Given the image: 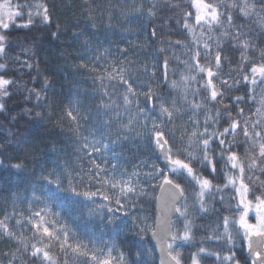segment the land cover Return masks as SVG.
<instances>
[{
    "label": "snow or ice",
    "instance_id": "obj_1",
    "mask_svg": "<svg viewBox=\"0 0 264 264\" xmlns=\"http://www.w3.org/2000/svg\"><path fill=\"white\" fill-rule=\"evenodd\" d=\"M163 9L175 13L184 34L183 39H169L167 47L158 50L164 54L166 88L157 90L151 79L137 83L127 68L115 62L110 70L101 69L94 79L104 89L99 105L102 111L97 116L109 117L101 121L102 127L97 132L103 137L104 129L111 130L115 118L121 130L136 131L137 136L145 139L164 166L141 162L129 172L121 168L116 153L118 142L127 140V135L121 136L118 131L117 139L111 144L95 139L91 133V141L84 136L78 152L83 153L81 159L89 161L86 169L68 172L57 167L42 172L39 183L33 182L32 192L26 197L28 214L13 211L0 219V238L16 243L14 252L3 254L11 257L8 264H15L17 259L22 264H129L125 252L114 241L103 239L102 230L100 236L89 234L84 240L67 223H62L64 217L54 210L62 200L54 195L53 189L75 198L74 203L87 202L82 206L89 207L90 215L99 216L101 224L105 219L107 224H114L118 219L115 213L119 212L125 218L121 224L126 225L132 210L149 197V187L153 189L152 199L158 205V214L149 223L150 216L133 213L130 230L141 241L151 233L160 246V264H185L182 249L195 241L194 216L213 211L211 205L217 197L222 205L227 203L229 210L235 207L239 215L230 212L220 216L222 209L215 210L219 222L205 239L218 244L224 242L228 248L199 246L191 253L190 264H205L208 257H215L219 264H264V48L259 49L258 56L254 55L256 38L245 23L253 21L264 31V0H180L178 3L148 0L146 9L141 0L140 5H134L136 13L146 12L149 19ZM238 20L244 22L237 23ZM51 22L47 0H0V57L6 56L10 47L6 31L10 27L30 28L37 23L50 26ZM157 31L154 26V38ZM51 35L55 38L58 34ZM225 42L230 43L232 51H239L235 63L227 54ZM177 49L182 51L177 54ZM169 51L171 58L183 65L180 78L171 79L170 84L171 58L166 54ZM105 55L106 52H101L97 59ZM14 59L21 68L33 67L28 59L23 62L20 56ZM225 64L229 65L228 72L224 71ZM5 68L6 64L0 63V69ZM15 83L0 72V98L9 97ZM31 93L37 101L42 99L39 91L31 89ZM140 96H144L146 105H151L156 115L149 116L140 106ZM4 109L5 104L0 103V111ZM66 115L77 133L83 128L81 119H90L71 110ZM125 115L127 123H123ZM240 148L244 149L242 154ZM108 153L111 163L105 155ZM94 155L103 158V163ZM0 167L21 170L23 164L6 165L0 158ZM221 175L223 183L219 182ZM92 204L95 208L90 207ZM250 212L255 215L254 223L250 222ZM13 219L15 224H11ZM26 232H31L30 238ZM238 239L243 241L241 247L247 248L243 260L233 251ZM150 255L151 251L141 245L136 264H147L145 257Z\"/></svg>",
    "mask_w": 264,
    "mask_h": 264
},
{
    "label": "trees",
    "instance_id": "obj_2",
    "mask_svg": "<svg viewBox=\"0 0 264 264\" xmlns=\"http://www.w3.org/2000/svg\"><path fill=\"white\" fill-rule=\"evenodd\" d=\"M135 1L141 3V0ZM173 2L178 3L180 0ZM47 4L52 19L51 25L43 26L37 23L30 28L13 25L6 30L7 43L10 44L7 55L0 57V63L6 64V68L0 69V72L6 73V78L16 81L10 88L11 95L0 98V103L5 104V109L0 111V158L4 159L6 165L16 162L23 164L21 170L0 167V219L5 213L12 214L13 211L28 214L26 197L32 192L33 182L39 183L42 172L47 173L57 167L76 172L81 167L86 169L89 166L88 159H81L83 153L78 152L83 137L86 136L89 120L81 119L83 128L77 133L66 114L70 110L74 114L78 112L81 117L85 116V113L90 114L102 90L100 81L94 78L101 74V69L111 64L110 59L119 60L137 83H146L151 79L152 86L157 90L165 89L164 54H160L158 50L167 47L166 42L169 39L184 38L175 13L168 9L161 10L156 17L149 19L146 12L135 17L130 14L124 17V11L117 7L114 12L112 0H47ZM143 4L146 9L148 0H143ZM259 7L257 4L258 9ZM241 22L244 21H237ZM245 23L255 35L257 51L254 55L258 56L259 49L264 48V31L253 21ZM154 26L158 30L155 38L152 36ZM52 32H57V37H52ZM161 41L165 43L162 44ZM225 45L233 63L238 61L239 51H232L228 42H225ZM180 51L182 50L177 49V54ZM101 52H106V55L97 59ZM166 54L171 58V51ZM16 56H20L22 62L28 59L33 67L21 68L15 62ZM228 70L229 65L225 64L224 71ZM182 71L183 65H178L177 60L171 58L169 84L171 79L178 80ZM31 89L39 91L42 99L37 101L35 94H30ZM167 90L171 91L170 88ZM142 101L146 104L144 97ZM179 135L177 131V138ZM119 149L123 166L129 172L141 162L161 167L155 160L149 143L141 137L136 136L124 141ZM239 151L242 154L244 149L240 148ZM219 182L223 183V175L220 176ZM157 190L158 188L155 189L156 193ZM148 191L149 197L143 198L132 210L126 225L121 224V220L125 218L119 212L115 213L118 219L114 224H107L106 219L105 223L101 224L100 217L95 215L87 219L99 236L102 230L104 240L114 241L117 247L125 252L129 264H136V254L141 245L143 249L151 251V255L145 257L147 264H158L149 243L150 232L141 241L140 237L130 230L133 213L138 216H150L149 223L154 221L153 189L149 187ZM53 193H56L54 189ZM211 206L213 211L203 215L197 213L194 216L195 241L182 249L185 264H190L191 253L197 251L199 246L217 250L228 248L224 242L218 244L215 240L208 241L205 238L215 230L219 222L215 210L222 209L220 216L231 212L238 217L239 213L235 207L229 210L227 203L222 205L218 197ZM78 207L84 213L85 207L81 204ZM11 224H15L14 219ZM25 235L30 238L31 232H26ZM242 243V239H238L233 248L240 260L247 255L246 246L242 248ZM15 249L14 241L6 237L0 238V262L8 264L11 257H5L3 254L12 253ZM17 255L19 256V253ZM15 264H22V260L17 259ZM205 264L219 262L215 257H208Z\"/></svg>",
    "mask_w": 264,
    "mask_h": 264
},
{
    "label": "rangeland",
    "instance_id": "obj_3",
    "mask_svg": "<svg viewBox=\"0 0 264 264\" xmlns=\"http://www.w3.org/2000/svg\"><path fill=\"white\" fill-rule=\"evenodd\" d=\"M113 1V5H112V9L113 11L118 9H121V11H124V17L130 15H133L134 17L138 14L134 11V5L138 6L140 5L139 3H137V1L135 0H112ZM115 2V4H114ZM116 5V6H115ZM117 7V8H116ZM115 12V11H114ZM110 65L107 66V68L110 70L111 66L113 65V63H118V64H122L119 60L117 59H110ZM123 65V64H122ZM132 78V76H131ZM133 79V78H132ZM108 81L107 79H105V84H107ZM108 91H111V88L107 89ZM104 91V89L102 88L100 94L97 96V101L95 102V105L92 109V111H90V114L85 113V116H89L90 119L89 120V124H88V129H86V136H88L89 141H91L93 139V135L95 139H103L104 143H108L111 144V142L113 140L117 139L116 133L119 131L121 136L127 135L128 139L127 140H120L116 146V153L118 155V158L121 161V168H126L125 166H123V161L120 158V149L119 146L124 142V141H128L131 140L132 138L136 137V131H132V132H126L124 130H121L118 127V124L115 120V118H113L112 123H111V130L109 129H104V136L102 137L101 134L99 132H97L98 128L102 127V123L101 121L104 119H108L109 117L107 116H97V112L98 111H102L99 108L100 105V97H101V93ZM119 92H123V88L119 89ZM142 97L144 96H140L139 97V103L141 107L145 108L146 113L149 116H154L156 115V113H154L151 110V105H146L144 104V102L142 101ZM122 103V101H121ZM110 116L112 115L111 113L109 114ZM128 117L127 115H125L123 117V123H127ZM95 126V127H93ZM91 133V134H90ZM106 137V138H105ZM139 137V136H138ZM106 156L109 157V163H111V159L110 156L111 154H105ZM94 158L100 160L101 163H103V158H101L100 156H96L94 155ZM54 195L56 196H60L62 203L59 205V207H55L54 210L55 211H59L62 215V217H64V219H62V223H67L69 225L70 228H72L81 239L86 240L89 234H95L96 236H99L97 234V232L95 231V229L92 228V223L87 222L88 217L91 216L89 214V207H85L83 208L84 213H82L79 210L78 205H82V204H86L87 202H82V203H74L73 201L75 200V198H68L63 196L62 194L56 192ZM99 199V198H97ZM102 202V201H101ZM92 208H95V205L92 204L90 205ZM250 216V222L254 223L255 222V215L254 213L249 214Z\"/></svg>",
    "mask_w": 264,
    "mask_h": 264
},
{
    "label": "water",
    "instance_id": "obj_4",
    "mask_svg": "<svg viewBox=\"0 0 264 264\" xmlns=\"http://www.w3.org/2000/svg\"><path fill=\"white\" fill-rule=\"evenodd\" d=\"M157 156H158V153L154 154L155 160L159 163V165L161 167H163L164 161L162 159H157ZM158 192H159V189L157 190V193ZM154 213H155V216H154V220H155L156 215L158 214V205H157L156 201H155ZM149 243H150L151 248L153 249V252L155 253V256L158 259L159 264H160V257H161L160 246L157 244V241L151 236V233H149Z\"/></svg>",
    "mask_w": 264,
    "mask_h": 264
},
{
    "label": "bare ground",
    "instance_id": "obj_5",
    "mask_svg": "<svg viewBox=\"0 0 264 264\" xmlns=\"http://www.w3.org/2000/svg\"><path fill=\"white\" fill-rule=\"evenodd\" d=\"M158 264H159V262H158Z\"/></svg>",
    "mask_w": 264,
    "mask_h": 264
}]
</instances>
